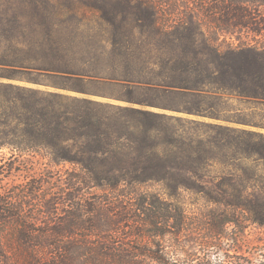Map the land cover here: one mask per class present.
<instances>
[{
    "label": "trees",
    "instance_id": "1",
    "mask_svg": "<svg viewBox=\"0 0 264 264\" xmlns=\"http://www.w3.org/2000/svg\"><path fill=\"white\" fill-rule=\"evenodd\" d=\"M219 1L256 29L264 0ZM218 38L154 0H0V264H264V43Z\"/></svg>",
    "mask_w": 264,
    "mask_h": 264
},
{
    "label": "rangeland",
    "instance_id": "2",
    "mask_svg": "<svg viewBox=\"0 0 264 264\" xmlns=\"http://www.w3.org/2000/svg\"><path fill=\"white\" fill-rule=\"evenodd\" d=\"M163 11H171L176 17L182 18L186 15H192L202 22L203 27L211 33L217 32L219 35L218 43L221 46H226L228 44L236 45L239 41H250L252 43L261 44L264 43V26L262 29V34H258L257 29L260 26L261 21L264 18V2L257 5H252L249 2L248 7L252 9L255 13V19L249 30L245 28H240L235 25H231L234 21H225L222 15H219V5L217 4L219 0H154ZM220 2V1H219ZM246 5V4H245ZM215 13H213V11ZM255 21H259L257 24ZM264 24V21H263ZM7 153V150L4 149ZM0 150V153L2 152ZM10 183H21L28 178L23 172L15 171L9 175ZM54 179L53 181H55ZM48 192L55 191L56 187L46 189Z\"/></svg>",
    "mask_w": 264,
    "mask_h": 264
}]
</instances>
